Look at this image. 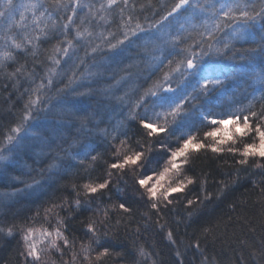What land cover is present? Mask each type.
Instances as JSON below:
<instances>
[{
    "label": "snow or ice",
    "instance_id": "6c2138e0",
    "mask_svg": "<svg viewBox=\"0 0 264 264\" xmlns=\"http://www.w3.org/2000/svg\"><path fill=\"white\" fill-rule=\"evenodd\" d=\"M136 8L137 0H0V81L9 98L15 93L24 100L19 121L9 124L11 134L0 141V180L7 178L16 156L31 150L26 135L19 134L26 133L40 113L59 108L79 124L76 133L67 137L62 129L47 137L32 134L48 149L37 154L45 157V167L38 173L40 179L29 172L30 182L11 177L23 187L7 195L35 196L40 204L19 222H0V239L19 236L20 264H48L51 253L59 264H104L118 246L113 242L114 230L127 228L136 206L142 205L147 208L145 230L153 216L161 231L167 228L164 239L175 249L172 264H185L189 250L199 255L200 264H215L208 246L219 239L221 225L226 234L233 223L231 216L224 221L218 214L220 205L226 204L232 213L247 207V201L235 194L251 182L253 190L245 189L240 196L258 194L252 205L259 223L237 217L246 229L244 238L236 237L239 261L264 264V0H174L154 23L145 17L147 27L140 23ZM142 39L145 54L148 45L159 52L141 61L148 72L143 83H136L139 72L132 71L138 65L127 64L108 76L113 83L100 86L105 79L101 69L121 63ZM238 42L253 45L236 53L251 61L246 67L252 84L242 100L235 98V92L229 95L228 82L234 77L212 60L228 56ZM162 67L167 71L153 79ZM123 85L130 88L117 95ZM75 98L95 104L81 110ZM116 108L123 119L101 127ZM89 125L96 137L81 143L80 135L91 132ZM136 135L144 143L137 140L134 147ZM201 152H211L228 169L220 173L224 179L215 182L214 191L208 190V174L195 172L198 157L192 154ZM101 168L100 176L93 179ZM253 176L260 180H251ZM62 180L66 181L63 189L55 187ZM194 188L198 194L190 197ZM60 191L68 195L55 194ZM175 205L184 209L177 228L161 224L162 215ZM40 218L50 227L37 229L34 224ZM180 224L193 229L187 244L179 236ZM140 230L138 226L135 231ZM133 246L135 251L129 255L134 264H149V260L156 264L154 253L135 241Z\"/></svg>",
    "mask_w": 264,
    "mask_h": 264
},
{
    "label": "trees",
    "instance_id": "16d2710c",
    "mask_svg": "<svg viewBox=\"0 0 264 264\" xmlns=\"http://www.w3.org/2000/svg\"><path fill=\"white\" fill-rule=\"evenodd\" d=\"M15 3H20L21 0H14ZM174 0H137V8L136 15L139 17V21L145 27H147V23L145 22V17L148 18V23H154L156 20H159L162 15H164L165 11L169 10L173 5ZM143 5V8H141ZM145 40L135 42L131 48L125 53V58L122 59L121 63H111L110 67L105 71V79L100 86H104L107 84L113 83L112 80L108 79L110 74H114L118 69L123 68L127 64H137L138 68H133L132 71L134 73L139 72V79L136 83H143V81L147 78L148 72L145 70V64L141 61H146L151 57V55H159V52H152L151 49L153 45H148L149 51L145 54L144 49L141 47L144 45ZM253 45L245 44L243 42H238L235 44V49L233 52L229 53L228 56L232 58L229 59L228 56L224 57H212V60L215 62V66L218 69H223L230 76L234 77L233 80L228 82V92L229 95L235 92V98L237 100H242L243 97L250 91L249 85L252 84L251 73L249 72L246 65L251 63V61L245 60L241 58V55L236 54L239 50L252 47ZM137 53H140L138 56ZM131 57L128 59L127 57ZM120 59V58H117ZM179 59V57H176ZM259 57H257V62H259ZM259 67V63H257ZM162 71H167V68L162 67L161 70L157 71L153 79H156L161 75ZM123 75V73H120ZM117 78H119L117 76ZM151 81H149L150 83ZM3 81H0V141H3L5 134H11L9 132V124L15 126L16 122L19 121L21 111L23 108L24 100L19 97L18 94H12L9 98V92L3 90ZM96 85H94L95 87ZM147 87V85H144ZM27 87V85H25ZM258 87V86H256ZM130 88V85H123L120 88V91L117 92V95L123 94L124 91H127ZM50 95H54L50 93ZM26 99V97H25ZM76 99V107L85 110L89 109V106H94V101H89L87 98H75ZM250 99V97H249ZM244 103H247L245 100ZM14 105V107H13ZM217 111H222L223 109L217 108ZM123 111L127 112V109H123ZM11 112L12 115H8ZM121 112L120 108H116L115 111H109L108 116L105 118V123L100 125L101 127L109 126V121L111 124H115L117 121L122 120L123 116L119 113ZM80 114H83L81 112ZM31 127H28L25 132H22L19 135H26V143L32 145L31 150L27 155H18L16 156V162L14 166L7 170L6 179L0 180V222L12 220H16L19 222L25 216H31L32 212L29 209L35 211L37 206L40 204V200L36 199L35 196H26L22 193L16 194L14 196H9L7 194H11L14 189L22 188L23 185L16 183L11 179L13 176H19L21 179L30 182V178L28 173L31 172L32 176H35L36 179H40L39 171L45 167V164L42 161L45 159L43 155H37L39 153H47L48 149L44 148L40 141L32 139L33 133H41L45 137L54 135V129H62L63 134L67 137L69 132L75 134L79 124L74 119H71L68 114L62 110H56L53 113H40L39 118L30 121ZM91 129V132L85 131L83 132L79 139L81 143H87L89 140H92L96 137V131L92 125L88 126ZM133 131H136L135 127H133ZM140 141V143H144V139L140 135H136L133 137V146L135 147V141ZM60 142L59 140L57 141ZM67 147V145H64ZM173 147L176 146L175 142L172 144ZM239 146V145H238ZM79 147V145H77ZM8 155V153H4ZM192 156L198 157L194 159L193 166L195 168L196 174L206 173L208 184L210 187L209 191H214L217 187L216 181L224 179V176L220 175L221 172H227L228 169L223 166V161L220 159H216L214 154L211 152H201V153H193ZM107 160V157H105ZM228 163H231V158L228 156L224 157ZM103 164V161H101ZM2 167V166H0ZM103 169H98L96 172L92 174V178L95 179L100 176V173ZM138 174V173H137ZM191 174V173H188ZM132 174L129 173V176ZM246 174L242 173L241 178L243 179ZM129 176H125L124 180L128 185L132 184V180ZM75 182L76 178L73 177ZM251 180L258 182L260 180L259 176L251 177ZM66 181H58L55 187H59L63 189ZM120 187L123 189L124 184H121ZM264 187V185H261ZM245 189L249 191L253 190V184L251 182L244 183V186L239 188L236 192V198L246 200L247 207L239 209L237 212L232 213L227 209L226 204H221L219 209V215L222 216L224 221L228 220V216L232 217L233 223H230L227 228V232L225 234V229L223 225L220 228V236L219 239L215 242L214 246H208V253L214 255L215 264H245V261H239V257L241 255V250L239 245L236 242V237L239 236L244 238V233L246 229L242 227V220L237 221V217H245L251 218L252 224H258L259 218L255 214L256 210L253 209L252 201L259 199L258 194H253L248 197H241L240 193L244 192ZM198 189H193L189 196H195L198 194ZM58 196L68 195V193L60 191L55 193ZM131 196V193H129ZM41 199H47V197H42ZM137 213L135 217L131 218L132 222L128 225L127 228L124 226H120L119 228L114 230L113 242L118 246L112 249V255L110 258L105 260L104 264H134L132 257L129 255V252H134L135 248L133 246V242L135 241L139 245H143L145 249L149 253H154L152 259L156 261V264H172L175 249L171 247L168 242L164 239V232L167 231L165 228L163 231L155 224L156 217L153 216L150 221H147V229L143 227L145 224V218L143 213L147 212V208L142 205H137ZM184 209L180 205H175L173 211L169 213H165L162 215V219L160 221L161 224L166 223L167 227L177 228L176 221L182 220ZM61 215H66V213H61ZM116 218H113V224L116 222ZM79 219H83L80 217ZM55 221H52L54 224ZM34 226L37 229L48 228L50 225L44 221L43 218L37 219L35 221ZM140 226L141 230L137 234L136 228ZM195 227V225L193 226ZM185 231H187L188 236H185ZM179 236L183 240L184 244L189 243V237L191 236L193 229L188 228L185 229L183 224H180L178 227ZM79 236V233H76ZM256 243H259L260 239V230L257 228L256 232ZM39 238V237H38ZM19 236L15 239L7 238L0 239V264H20V260H18V252L20 248L19 244ZM46 246V245H42ZM183 251V248H181ZM123 254L125 258H121L120 254ZM245 256L247 253L245 252ZM187 260L185 264H188V261H191V264H200V257L198 254H194L192 251H188L186 253ZM68 258L67 256L65 257ZM48 264H59V259L57 258L55 253L49 254L46 257ZM140 258L137 256V261ZM83 264V262H81ZM149 264H151V260H149Z\"/></svg>",
    "mask_w": 264,
    "mask_h": 264
},
{
    "label": "rangeland",
    "instance_id": "374dc122",
    "mask_svg": "<svg viewBox=\"0 0 264 264\" xmlns=\"http://www.w3.org/2000/svg\"><path fill=\"white\" fill-rule=\"evenodd\" d=\"M228 127H231L230 125Z\"/></svg>",
    "mask_w": 264,
    "mask_h": 264
}]
</instances>
